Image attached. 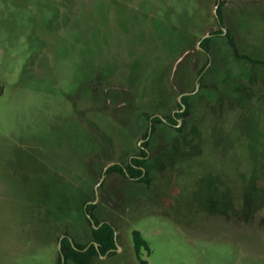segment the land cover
Listing matches in <instances>:
<instances>
[{
    "label": "rangeland",
    "instance_id": "374dc122",
    "mask_svg": "<svg viewBox=\"0 0 264 264\" xmlns=\"http://www.w3.org/2000/svg\"><path fill=\"white\" fill-rule=\"evenodd\" d=\"M221 1H227L223 27L254 64L231 62L216 41V56L226 63L225 78L220 66L221 74L206 81L223 97L210 112L220 127L207 137L216 153L180 165L211 127L199 96L197 109L182 118L183 132L160 129L152 139L150 186L118 173L105 177L95 212L115 227L121 249L91 264H264V0ZM215 5L0 0V264H58L62 237L91 240L84 210L74 211L84 199L76 189L87 187L90 199L101 178L82 164L97 157L94 165L104 166L98 157L104 143L88 123L112 138L114 161L137 154L148 123L133 115L173 112L180 90L196 84L206 58L189 48L207 32L220 36ZM229 83H242L245 92H226ZM202 124L210 127L201 134ZM82 128L95 148L70 167L69 159L85 152ZM135 230L149 248L138 258Z\"/></svg>",
    "mask_w": 264,
    "mask_h": 264
},
{
    "label": "trees",
    "instance_id": "16d2710c",
    "mask_svg": "<svg viewBox=\"0 0 264 264\" xmlns=\"http://www.w3.org/2000/svg\"><path fill=\"white\" fill-rule=\"evenodd\" d=\"M214 2L217 3V0H214ZM226 2L227 1H221L219 9H218L220 22H218V19L215 16H213L214 25H216L217 27L219 26V29H217L216 34H219L220 36H215V35L213 36V34H212V36L210 38H207V39H203L204 35L202 37H200L199 41H202L200 44L201 49H197V43L195 44L194 48L188 46V47H190L189 49H196V52L205 55L206 59H205V62L202 64V66L198 69V71L196 72V75H195L196 78H198L199 76L202 75V77L200 78V83H201L200 92L197 94H194V95H189V96L183 97V104L186 106L185 111L184 112H176L174 114V111H175L174 110L173 112H170V113L163 115V117L167 121H164L159 116H156V114H159V113L147 114L145 112H142L141 114L133 115V118H136L137 120H139V122L141 120H144L148 123L143 134H142V138H144V139H147L149 137V127H150V123H152L151 136L144 143V147L149 148L152 139L154 138V136L158 133V130H160V129L166 130L167 133H169L170 135H176L180 132H183L184 126H181V127L178 126V124H179L178 119L183 118L185 121H187L189 119L188 116H190L197 109V106H196L197 98L200 96V99L203 100L202 105L206 108L205 110H206V113L208 114V117H209V120H207L206 122L210 123L212 129L207 124H204V125L202 124L204 127L203 128L200 127L201 134L203 133L205 128L210 127L209 132L205 134V142L203 143L201 141V144H200L199 139L195 138L194 144L191 147H188V150L193 149L194 147L198 148L199 147L198 145H200V147L196 151V154H192L191 156L185 155L183 157V159L181 160V164H180L182 166L191 163L192 161H194L197 158L201 159V157H204L205 154L208 153V151L213 152L212 146H213L214 141L211 139L207 140V137L210 136V130H213L214 132H219V129H220V127L214 126L215 125L214 124V118L210 117V112H212L211 110H213L216 107L213 105H215L217 103H218V105H220V100L223 97L219 93H217V90L209 89L206 86V84H207L206 81L209 80L211 73L214 72L216 74V71H218L219 74H221V67H224V70L222 69V71L224 72L222 79L226 77L225 76L226 63L224 61L222 63H220L221 61L218 60V57L216 56V53H215L216 52L215 49L217 46L216 41L217 40L222 41L220 43V45L222 47H224L226 49V51L228 52L231 62L236 63V64H244L247 66H248V63L250 65L254 64L250 58H248L246 55L240 53V49L237 45L236 38L234 37L232 31L229 30L227 32V34H224L222 27L224 25V15H225L224 14V8L226 6L225 5ZM170 10L176 11V9H173V8ZM256 10H258V9H256ZM167 12H169V11H167ZM263 19H264V17H263ZM184 25H186V24H184ZM186 43L187 42L182 44L181 47L183 45H185ZM185 48H187V47H185ZM209 55H211V56H209ZM209 64H210L209 68L204 72V70L206 69V67ZM254 71L255 70H253V72ZM219 77H221V76H219ZM241 84L242 83H229L231 88L229 87L230 89H228L226 92H231L233 94L244 93L245 91L241 90V86H240ZM189 85H191V83ZM170 87H171L172 93L177 94L176 90L171 85H170ZM195 87L196 86L194 84L192 87L190 86L186 89L185 88L181 89L180 94L184 93V92H192L195 90ZM207 90L210 91V99H208V100L206 97H204V94L207 92ZM248 90H249V88H248ZM145 91L147 92L148 90H145ZM0 93H2V91ZM124 93L129 95V96H127V98L128 97L131 98V94L129 92H127V90L121 91L120 95H123ZM113 95L116 96V99L120 97V95H118V94H113ZM113 95L111 97L109 95V97L113 98ZM98 97H99V94H97V93L92 94L93 100L98 99ZM124 99H126V98H124ZM209 106H211V109ZM96 107H98V109H100V106H95L93 109H95ZM177 108L180 110L182 109V106L178 102H177ZM88 126L90 127V129L92 131L99 134L100 139H101V144L104 143V146L100 145V151L101 152H100V154H98L99 158H101V157L104 158V159L101 158V160H102L101 162H102V164L104 163V166L100 169L97 166H101V164L94 165L95 162H93V161H96L97 157L96 158L94 157L92 159V161L86 162L85 165H83L81 163L82 157L85 156V158H88L95 148L93 141L91 140V134L89 133L88 130L85 131L82 128V134L84 136V141L86 143L85 152L83 154L79 153L78 159L77 158L73 159V157H71L69 159V160H71V161H69L70 167L72 166V162L77 163L78 166H80V164H82L83 168L85 166L86 173L89 176H92V177L97 176L99 178V176H102L105 165L107 163L116 162V164L114 166L110 167L107 170L106 176H110L113 173H118L121 176H123L124 178H126L127 180H129L130 182H133L136 184H141V185H146V186L151 185L150 178H149L150 174H149V170L147 167L149 155L147 154V152L143 148H139V152L137 154H135L134 156H129L126 163L122 160L114 161L113 158H111V155L114 152V148H113V144H112V138L99 125L97 126V124H95L93 122L88 123ZM213 153H216V151ZM205 167L206 166H202V164H201V168H205ZM211 167H213V166L210 165V168ZM58 168H61V167H58ZM83 168H82V170H83ZM96 169L99 170L100 173H98V171ZM214 169L215 168H213V170ZM144 170H145V173H144ZM61 171H63V168H61ZM65 173H68V172L66 171ZM201 174H203V173H198L197 175H201ZM185 181H186V177H185ZM68 182H69V180H68ZM84 188L86 190H88L87 187H84ZM85 189H81V188L76 189V192H78L80 194V198L81 199L84 198V199L82 201V204H80V202H79V205L74 207V209H75L74 211L78 212L79 210H82V209L84 210V217H85L86 221L90 224L91 240L86 244H81L80 242H78L76 240L75 236L66 235L64 237V239L62 240V249H61L62 254L64 255V258H65V264H91L95 258H100L101 256L106 255L109 251H110V255L116 254V251H115V249H116V239H115L116 229L109 221L98 219L96 212H95V210L98 208V206L96 204L95 205H88L87 210L85 211V209H84L85 205L89 201H94V199H95V196L91 197L90 199H89V197L87 198V195H88L87 192L83 191ZM83 192H84V195H83ZM87 213H90V215L92 216L94 223H95V226H99L101 223H103V225L100 226L99 228L94 227L90 223V221L87 217ZM132 236H133L135 253H136L137 258H138L139 251L142 248H145L146 250L149 249L148 243L144 239L142 234L137 230L133 231ZM95 243H97L99 245L98 249H97ZM58 264H62L61 253L59 255ZM142 264H146V262L142 263Z\"/></svg>",
    "mask_w": 264,
    "mask_h": 264
},
{
    "label": "water",
    "instance_id": "95a60500",
    "mask_svg": "<svg viewBox=\"0 0 264 264\" xmlns=\"http://www.w3.org/2000/svg\"><path fill=\"white\" fill-rule=\"evenodd\" d=\"M220 3H221V0H217V3H216V5H215V7H214V15H215V17L218 19L219 22H220V20H219L218 9H219ZM223 31H224V33L227 32V30H226L225 28H223ZM209 36H210V33H207L203 38L205 39V38H207V37H209ZM199 45H200V42H199ZM188 53H189V52L185 53V54L179 59L178 63H180ZM178 63H177V64H178ZM176 69H177V65L175 66L174 70H176ZM199 87H200V83L197 82L195 92L198 91ZM191 94H192V93L186 92V93H182V94L178 97V101H179V103L183 106L182 111L185 110V105L182 104V98H183L184 96H188V95H191ZM179 123H180L179 125H181V120L179 121ZM150 133H151V128H150ZM115 164H116V162H111V163H109V164H107V165L105 166V168H104V174L102 175V177L100 178V181L98 182V184H97L96 187H95V192H96V195H97L96 200H95V201H90L88 204H95V203H97V201H98V199H99V197H98V194H99V187H100V185L102 184V182H103L104 179H105V173H106V171H107L110 167L114 166ZM87 206H88V205L85 206V209L87 208ZM88 218L90 219V221L92 222V224L94 225V227L98 228L97 226H95L94 221L92 220V218H91L90 215H88ZM101 225H102V223L99 225V227H100ZM62 239H63V237L61 238V240H60V244H59V250H60V251H61V246H62ZM115 239H116V247H117V248H116V251L119 252L120 249H121V247H120V245H119V243H118V241H117V232H116V231H115ZM106 256H107V255L102 256V257L105 258ZM61 258H62V264H65V258H64V255L62 254V251H61Z\"/></svg>",
    "mask_w": 264,
    "mask_h": 264
},
{
    "label": "flooded vegetation",
    "instance_id": "af4514ba",
    "mask_svg": "<svg viewBox=\"0 0 264 264\" xmlns=\"http://www.w3.org/2000/svg\"><path fill=\"white\" fill-rule=\"evenodd\" d=\"M218 22H219V21H218ZM223 28H224V27H222V29H223ZM207 33H210V32H207ZM207 33H206V34H207ZM206 34H205V35H206ZM224 34H227V32L224 33ZM205 35H204V36H205ZM204 36H203V37H204ZM211 36H212V33H210V36L207 37V38H210ZM207 38H205V39H207ZM203 39H204V38H203ZM199 42H200V44H201L202 41H199ZM199 42H198V44H197V48H198V49H201V47H200V45H199ZM209 56H210V55H209ZM209 66H210V64L206 67V69L204 70V72L209 68ZM201 77H202V75L199 76V77L197 78V80H196V84H197V82L200 83V78H201ZM196 84H195V86H196ZM200 86H201V83H200ZM199 88H200V87H199ZM195 90H196V87H195ZM195 90L192 91V92H189V93H192L191 95H194V94H196V93L198 92V91L195 92ZM198 90H199V89H198ZM184 93H186V92H184ZM181 94H182V93H181ZM181 94H179V96H180ZM179 96H178V97H179ZM188 96H189V95H188ZM178 103H179V101H178ZM179 104H180V103H179ZM182 104H183V98H182ZM180 105H181V104H180ZM181 106H182V105H181ZM182 109H183V106H182ZM182 109L180 110V109L177 108V109L174 111V114H175L176 112H184L185 110L182 111ZM185 109H186V106H185ZM156 116H159V117H160L161 119H163L164 121H167V120L163 117V115H161V114H156ZM180 120H181V124H182V119L179 118L178 121H180ZM170 124H171V123H170ZM179 124H180V123H179ZM179 124H178V126L181 127V125H179ZM171 125H172V124H171ZM150 128H151V132H152V123H150V127H149V137L151 136ZM149 137H148V138H149ZM148 138H147V139H148ZM147 139H144V138L141 139V141H140V145H141V143H143V142L145 143V142L147 141ZM141 148H143V149L147 152L148 155L150 154L149 149L146 148V147H144V144H143V146H142ZM106 172H107V171H106ZM144 173H145V170H144ZM103 174H104V171H103ZM103 174H102V175H103ZM101 177H102V176H101ZM105 177H106V173H105ZM99 181H100V180H99ZM97 184H98V183H97ZM101 185H102V184H101ZM101 185H100V186H101ZM95 187H96V186H95ZM99 188H100V187H99ZM95 195H96V192H95ZM96 197H97V195L95 196L94 201L96 200ZM98 197H99V194H98ZM98 200H99V199H98ZM89 202H90V201H89ZM89 202H88V203H89ZM97 202H98V201H97ZM88 203H87L86 205H95V204H96V203H95V204H88ZM86 205H85V206H86ZM87 207H88V206H87ZM84 209H85V207H84ZM86 210H87V208L85 209V211H86ZM88 215H90V213H87V217H88ZM90 216H91V215H90ZM91 218H92V216H91ZM88 219H89V218H88ZM92 220H93V218H92ZM89 221H90V219H89ZM93 221H94V220H93ZM90 223L92 224L91 221H90ZM94 224H95V223H94ZM92 225H93V224H92ZM102 225H103V223H102ZM102 225H101V226H102ZM93 226H94V225H93ZM97 227L99 228V226H97ZM63 239H64V238H63ZM63 239H62V240H63ZM95 245H96V247H97V249H98V248H99V245H98L97 243H95ZM87 248H88V247H87ZM87 248H86V249H87ZM116 248H117V247H116ZM86 249H85V250H86ZM115 251H116V249H115ZM116 252H118V251H116ZM109 254H110V251H109L106 255H109ZM104 256H105V255H104ZM101 257H102V256H101Z\"/></svg>",
    "mask_w": 264,
    "mask_h": 264
}]
</instances>
